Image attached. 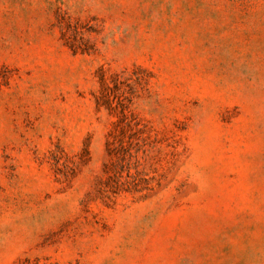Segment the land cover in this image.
Returning a JSON list of instances; mask_svg holds the SVG:
<instances>
[{"label": "rangeland", "instance_id": "rangeland-1", "mask_svg": "<svg viewBox=\"0 0 264 264\" xmlns=\"http://www.w3.org/2000/svg\"><path fill=\"white\" fill-rule=\"evenodd\" d=\"M0 264H264V0H0Z\"/></svg>", "mask_w": 264, "mask_h": 264}, {"label": "trees", "instance_id": "trees-1", "mask_svg": "<svg viewBox=\"0 0 264 264\" xmlns=\"http://www.w3.org/2000/svg\"><path fill=\"white\" fill-rule=\"evenodd\" d=\"M69 43V42H68ZM69 48L74 52L78 47H75L72 43H69ZM97 79L99 84L98 97L96 98V103L99 107L105 109L111 115L115 117V121L112 123L111 130L107 133L105 142V151L107 156V161L103 165V175L105 176L103 181L99 183L98 192L102 197L108 199V180L121 177L114 170V153L119 149L121 151L129 150L132 146H145L147 145V138L143 136L145 127H141L139 122L136 120L135 116L128 110L126 104H123L121 96L115 94V91L119 90V87L125 81L122 75H111L110 77H105L104 72L99 69L97 71ZM128 158V160H127ZM127 158L121 157L119 160V167L126 166L127 172L133 168L135 170L136 176L138 175L137 167L138 162L135 160L130 164L132 156L128 153ZM127 160V161H125ZM125 164V165H124ZM131 165H133L131 167ZM140 173V172H139ZM136 176H129L132 178L131 183L129 182L127 186L135 188V178ZM119 181V180H117ZM119 186L123 185L121 182H117Z\"/></svg>", "mask_w": 264, "mask_h": 264}]
</instances>
